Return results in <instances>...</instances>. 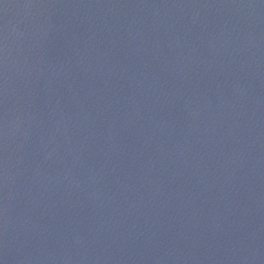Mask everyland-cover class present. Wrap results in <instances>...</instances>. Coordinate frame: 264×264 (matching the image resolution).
<instances>
[{
  "label": "water",
  "instance_id": "1",
  "mask_svg": "<svg viewBox=\"0 0 264 264\" xmlns=\"http://www.w3.org/2000/svg\"><path fill=\"white\" fill-rule=\"evenodd\" d=\"M0 264H264V0H0Z\"/></svg>",
  "mask_w": 264,
  "mask_h": 264
}]
</instances>
